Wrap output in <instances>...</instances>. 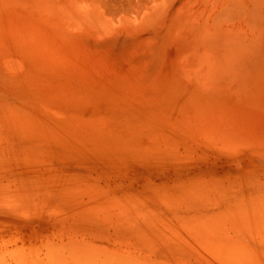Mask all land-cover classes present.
Returning <instances> with one entry per match:
<instances>
[{"label": "rangeland", "instance_id": "rangeland-1", "mask_svg": "<svg viewBox=\"0 0 264 264\" xmlns=\"http://www.w3.org/2000/svg\"><path fill=\"white\" fill-rule=\"evenodd\" d=\"M1 3L0 264H241L198 232L264 196V110L187 78L178 43L158 53L137 36L100 39L108 26L72 44L30 7ZM87 244L99 250L85 263Z\"/></svg>", "mask_w": 264, "mask_h": 264}, {"label": "bare ground", "instance_id": "bare-ground-1", "mask_svg": "<svg viewBox=\"0 0 264 264\" xmlns=\"http://www.w3.org/2000/svg\"><path fill=\"white\" fill-rule=\"evenodd\" d=\"M0 2H2V6H9V9L12 10L30 7L28 11L39 14L38 17L42 18V21L46 23L45 25L51 32H53V29L57 31L62 29L63 32L61 34L58 32V35H61V37L65 36V40L72 44L76 43L75 38L77 31H94L99 30L98 28L105 29V27L108 26H110V31L112 32L104 37H99L100 39H108L109 41L127 37V35L137 36L142 39L144 45L149 48L153 47L158 53L165 47L178 43L179 47L185 49L179 55V62L187 64L185 67L187 78L196 82L204 90H212L213 86L222 82L225 86L224 90L226 93H221L223 96L230 95L237 99L241 97L246 98V100L251 102L254 109L264 110V0H0ZM1 10H3V8ZM0 16H2V13ZM5 16L6 14L0 18L2 20H0L1 23L6 21L3 18ZM7 18L6 16V19ZM70 18L73 19L70 20ZM10 23L9 26L12 25ZM6 24L7 23L4 22V27ZM6 26H8V24ZM10 28L11 26L9 28L7 27V30H10ZM15 28L18 29L19 27ZM0 30V32H4L2 28ZM8 32L10 35V31ZM151 33L155 35L154 39L150 37ZM9 35L7 34V36ZM34 35L32 37H34ZM13 36H16V33H14ZM47 43H51V40L47 39ZM166 55H168V53ZM111 66L112 65H110V67ZM223 76H227L228 79H224ZM193 81L191 82L193 83ZM69 84L70 83H68V85ZM60 115H62L61 112ZM210 126L211 128L219 130L226 129L221 123H211ZM226 133L227 131H221L217 134H219L218 137H220V135ZM209 136L210 134L208 137ZM199 137H202V135ZM219 143V146L217 145L218 147L225 144ZM213 144L216 145L214 142ZM226 144L224 146L228 148L230 144ZM239 145L241 147L242 144ZM243 145L246 146V144ZM226 147H223L224 149L222 148L223 151L228 150ZM234 147H236V145ZM240 152L242 151H239V154ZM238 164L237 166H239ZM150 197H147L144 202L148 201ZM142 198L144 199V197ZM156 198L154 197L153 200H156ZM256 199L255 204H257V206L254 208L251 207L250 210L247 209L235 213L223 212L219 215L212 216L205 220V222L203 218L202 220L200 219V222H203L201 226H199V224L198 226L203 227L206 236H203L200 231L198 235H201V242H204L210 251H219L214 253L216 257L219 255L220 257L229 259H236V257L239 259L246 256L245 258L250 257V259H248L251 261V257L254 256L259 259V262L264 264V196H257ZM150 200L152 201L151 198ZM102 205L104 206V204ZM120 206L122 207L123 205L120 203L118 207ZM109 208V210L112 211L111 207ZM159 219L161 218L159 217ZM192 225L194 226L193 223ZM198 230H200V228L197 229V231ZM173 232L170 233L173 234ZM194 232H196V230ZM174 236L175 234H173V237ZM254 240L261 241L263 243V248H257L255 250L252 246ZM189 242L191 241L189 240ZM195 242L193 245H198V242L197 244ZM89 245H84L86 246V251L91 249V247V250H95V248L99 250V246L94 245V248L93 245H90L91 247ZM101 249L98 253L101 252ZM72 250H74V248ZM207 250L208 249L204 250V253ZM81 252L82 250L80 253ZM80 253L78 251L77 255ZM211 253L213 254V252H210V254ZM50 254L51 253H48L47 257L52 256L54 253H52V255ZM92 254L94 253L92 252ZM107 254L108 253H106L103 258H106V256L109 258L110 256ZM67 255L68 257L71 256V254H66V257L65 255L63 256L67 258ZM89 255H91V253L86 255V257L82 255V257L84 256L85 258H81V256L78 255V257L80 256L81 258L78 259L81 261L84 260V262L87 263V260L91 259ZM95 255L96 254L93 256ZM54 256L59 257L53 255L51 260ZM99 256L96 255V257ZM114 256L116 255H113V257ZM213 257L215 256L213 255ZM72 258L71 260H73ZM94 258L95 257H93L92 260ZM245 258L243 257L242 259ZM116 259L118 260L119 258ZM122 259L125 258L122 257ZM122 259H119L117 263H121L120 260L122 261ZM205 259H207V257H205ZM248 259L247 261L250 262ZM70 261L68 260L69 263ZM81 261L79 263H83ZM60 262H62V260ZM68 262L66 264H69ZM124 262L128 263L127 261ZM244 262L246 261L243 260V263ZM238 263L240 262L238 261Z\"/></svg>", "mask_w": 264, "mask_h": 264}]
</instances>
